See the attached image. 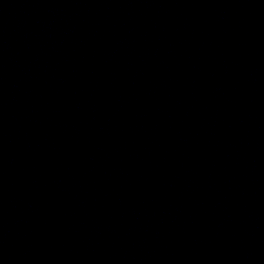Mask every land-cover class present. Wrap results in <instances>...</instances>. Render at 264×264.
Masks as SVG:
<instances>
[{
	"label": "water",
	"instance_id": "1",
	"mask_svg": "<svg viewBox=\"0 0 264 264\" xmlns=\"http://www.w3.org/2000/svg\"><path fill=\"white\" fill-rule=\"evenodd\" d=\"M0 264H264V0H0Z\"/></svg>",
	"mask_w": 264,
	"mask_h": 264
}]
</instances>
